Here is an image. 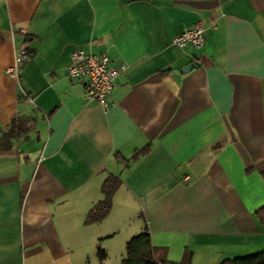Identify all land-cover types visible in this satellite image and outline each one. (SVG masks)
<instances>
[{
  "label": "crops",
  "instance_id": "0c3cea01",
  "mask_svg": "<svg viewBox=\"0 0 264 264\" xmlns=\"http://www.w3.org/2000/svg\"><path fill=\"white\" fill-rule=\"evenodd\" d=\"M198 20L199 49L172 43ZM73 49L124 66L106 108L67 77ZM15 116L35 126L0 152V264H96L97 244L108 264L143 226L171 263L264 247V0H0V128ZM107 173L111 207L84 223Z\"/></svg>",
  "mask_w": 264,
  "mask_h": 264
},
{
  "label": "trees",
  "instance_id": "16d2710c",
  "mask_svg": "<svg viewBox=\"0 0 264 264\" xmlns=\"http://www.w3.org/2000/svg\"><path fill=\"white\" fill-rule=\"evenodd\" d=\"M35 126V118L15 116L0 128V152L8 151L15 139L24 138ZM149 149L144 145L138 150L133 151L128 159L122 158L118 153L113 157L121 161L123 167H127L130 161L136 160L139 156L145 155ZM120 185V178L116 174L107 173L101 181L99 191L101 197L95 201L85 213L84 223H94L101 220L109 211L112 195ZM256 221L264 225V204L254 211ZM96 264H104L106 256L104 249L97 244ZM190 252L184 251L182 258L177 263L166 260V250L163 247H155L150 243L149 232L146 226L131 236H129L123 246L120 264H189ZM218 264H264V247L254 253L244 254L232 258L222 259Z\"/></svg>",
  "mask_w": 264,
  "mask_h": 264
},
{
  "label": "built area",
  "instance_id": "2783aa9c",
  "mask_svg": "<svg viewBox=\"0 0 264 264\" xmlns=\"http://www.w3.org/2000/svg\"><path fill=\"white\" fill-rule=\"evenodd\" d=\"M202 23L198 20L186 27L172 38V43L178 47L191 46L199 49L202 45ZM26 57V50L20 48L14 55V62L6 69L9 75H16L18 65ZM66 75L72 80H81L82 98L84 101L95 102L106 108L110 93L116 83L123 65H117L104 53L92 54L82 49L70 51L65 66Z\"/></svg>",
  "mask_w": 264,
  "mask_h": 264
},
{
  "label": "rangeland",
  "instance_id": "374dc122",
  "mask_svg": "<svg viewBox=\"0 0 264 264\" xmlns=\"http://www.w3.org/2000/svg\"><path fill=\"white\" fill-rule=\"evenodd\" d=\"M116 191V190H115ZM113 196V195H112ZM111 201H112V199H111ZM111 207V206H110ZM107 215V214H106ZM106 215L101 219V220H103V219H105V217H106ZM120 215V214H119ZM128 215H131V216H136L135 217V219H136V221H135V223H139V224H141V217H139V215H137V213L135 212V211H133V212H131L130 214L129 213H127V218H128ZM123 217V216H122ZM101 220H99V221H101ZM98 221V222H99ZM133 220H131V222H132ZM141 230V227H140V229L138 228V229H136L135 231H132L131 233H130V235L129 236H131V235H133V234H135V233H137V232H139ZM128 236V237H129ZM127 237V238H128ZM122 238H124V237H122ZM121 238V239H122ZM127 238H125L122 242H119V243H114V246H120V250H121V252H123V246H124V242H125V240L127 239ZM114 249H117V247H114ZM118 253H119V251H110V254H108L107 255V258H108V260H109V262H108V264H120V260H121V258L119 259V255H118ZM248 254H251V253H248ZM104 264H106V263H104Z\"/></svg>",
  "mask_w": 264,
  "mask_h": 264
},
{
  "label": "water",
  "instance_id": "95a60500",
  "mask_svg": "<svg viewBox=\"0 0 264 264\" xmlns=\"http://www.w3.org/2000/svg\"><path fill=\"white\" fill-rule=\"evenodd\" d=\"M193 66V63H188L187 65H185L182 69H181V71H187L188 69H190V67H192Z\"/></svg>",
  "mask_w": 264,
  "mask_h": 264
}]
</instances>
